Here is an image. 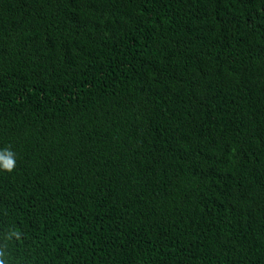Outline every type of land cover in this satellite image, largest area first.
<instances>
[{
	"label": "trees",
	"instance_id": "16d2710c",
	"mask_svg": "<svg viewBox=\"0 0 264 264\" xmlns=\"http://www.w3.org/2000/svg\"><path fill=\"white\" fill-rule=\"evenodd\" d=\"M3 149L0 264H264V0H0Z\"/></svg>",
	"mask_w": 264,
	"mask_h": 264
},
{
	"label": "clouds",
	"instance_id": "9594fccd",
	"mask_svg": "<svg viewBox=\"0 0 264 264\" xmlns=\"http://www.w3.org/2000/svg\"><path fill=\"white\" fill-rule=\"evenodd\" d=\"M15 168V154L10 149L0 150V170L12 172Z\"/></svg>",
	"mask_w": 264,
	"mask_h": 264
},
{
	"label": "bare ground",
	"instance_id": "6f19581e",
	"mask_svg": "<svg viewBox=\"0 0 264 264\" xmlns=\"http://www.w3.org/2000/svg\"><path fill=\"white\" fill-rule=\"evenodd\" d=\"M190 180V179H189ZM196 183V182H195ZM192 185V184H191ZM194 185V184H193ZM186 198V197H185ZM182 200V199H181ZM186 200V199H185ZM188 205V204H187ZM189 208V207H188ZM184 215V214H183ZM185 219V218H184ZM172 220V219H171ZM120 233V232H119Z\"/></svg>",
	"mask_w": 264,
	"mask_h": 264
}]
</instances>
